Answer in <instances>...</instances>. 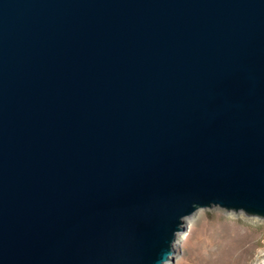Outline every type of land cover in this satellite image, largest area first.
Masks as SVG:
<instances>
[{"label":"water","instance_id":"water-1","mask_svg":"<svg viewBox=\"0 0 264 264\" xmlns=\"http://www.w3.org/2000/svg\"><path fill=\"white\" fill-rule=\"evenodd\" d=\"M201 209L264 220V0H0V264H168Z\"/></svg>","mask_w":264,"mask_h":264},{"label":"rangeland","instance_id":"rangeland-1","mask_svg":"<svg viewBox=\"0 0 264 264\" xmlns=\"http://www.w3.org/2000/svg\"><path fill=\"white\" fill-rule=\"evenodd\" d=\"M263 258L264 220L201 209L178 235L168 264H258Z\"/></svg>","mask_w":264,"mask_h":264},{"label":"bare ground","instance_id":"bare-ground-1","mask_svg":"<svg viewBox=\"0 0 264 264\" xmlns=\"http://www.w3.org/2000/svg\"><path fill=\"white\" fill-rule=\"evenodd\" d=\"M182 238L185 239L184 236ZM258 264H264V258Z\"/></svg>","mask_w":264,"mask_h":264}]
</instances>
